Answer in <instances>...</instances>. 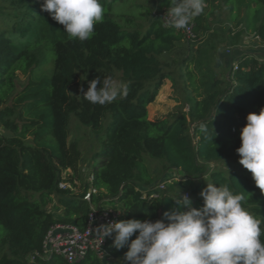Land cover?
<instances>
[{
    "label": "trees",
    "instance_id": "obj_1",
    "mask_svg": "<svg viewBox=\"0 0 264 264\" xmlns=\"http://www.w3.org/2000/svg\"><path fill=\"white\" fill-rule=\"evenodd\" d=\"M127 2L100 0L104 20L95 25L91 39L81 42L42 11L43 0H0V242L5 246L0 264H31L32 256L34 264H70L58 256H40L52 225L62 222L84 229L94 207L108 206L120 211L119 220L167 222L165 212L187 210L172 198L178 193L189 192L192 206H203L200 193L207 181L242 193L243 207L264 229V191L252 173L241 164L229 170L210 167L212 162L240 159L236 149L246 117L264 108V59L243 55L238 70L232 66L227 77L216 78L202 91L189 66L194 56L186 53L179 68L187 85L188 110L150 119L149 105L165 80L173 78L162 56L185 39L199 38L204 12L193 18L195 37L190 39L158 15L170 7L169 0H157L155 7L134 0L123 7ZM242 3L248 9L251 3L262 7L254 33L264 42V0H205L208 7L228 9L234 20ZM44 66L51 67L49 73L34 74ZM18 73L30 77L21 83ZM109 75L128 83L126 98L103 106L83 99L88 81ZM70 115L96 134H105L102 147L91 157L97 160L90 162L93 179L86 178L78 191L75 177L82 149L70 141ZM200 123L209 128L207 138ZM146 156L180 174L165 180L159 198L151 197L157 183ZM68 169L73 172L67 179L75 189L59 187ZM205 175L207 180L201 178ZM90 186L98 193L89 202L83 196ZM56 201L60 214L50 210ZM127 250L120 249L122 257ZM75 264L105 263L90 252Z\"/></svg>",
    "mask_w": 264,
    "mask_h": 264
},
{
    "label": "clouds",
    "instance_id": "obj_2",
    "mask_svg": "<svg viewBox=\"0 0 264 264\" xmlns=\"http://www.w3.org/2000/svg\"><path fill=\"white\" fill-rule=\"evenodd\" d=\"M168 24L185 29L205 8V0H169ZM42 11L64 26L70 38L81 42L91 39L95 25L104 20L100 0H43ZM100 85L97 87V85ZM83 91V89H82ZM129 85L111 75L88 81L83 99L93 105H106L128 96ZM247 123L236 149L239 163L248 169L255 184L264 191V108L248 113ZM205 138L209 128L200 123ZM203 206L193 207L187 195L172 197L176 205L155 221L128 219L100 225L98 233L112 239V247L125 246L122 264H264V229L262 221L244 207L245 196L234 193L227 184L215 186L208 182L201 190ZM138 233V234H136ZM134 234L135 239H130Z\"/></svg>",
    "mask_w": 264,
    "mask_h": 264
},
{
    "label": "rangeland",
    "instance_id": "obj_3",
    "mask_svg": "<svg viewBox=\"0 0 264 264\" xmlns=\"http://www.w3.org/2000/svg\"><path fill=\"white\" fill-rule=\"evenodd\" d=\"M133 1L134 0H128V2L122 6L127 7L129 6L128 3ZM138 1L151 7H155L157 2V0ZM205 6L206 8L203 11L204 16L202 19L204 32L199 34V38H197L195 42H188V40L185 39L178 44L173 52L162 56V60L168 62L165 70L173 73V78L165 80L155 101L149 105L150 119L165 117L181 109L188 110L185 96L187 85L184 77L181 75L182 71L179 68L181 59L186 53H192L194 56L189 66L197 75L198 82L201 84V90L204 91L216 78L227 77L235 62L234 53L240 55L242 52L243 55L247 54L255 57V54H260V52L262 53L264 50V42L260 41L254 33L255 26L257 23L259 24L263 16V9L259 4L251 3V9H248L244 3L240 4L239 17L237 18V20H239L238 23L237 20L233 19L235 14H232L228 9L219 6L208 7L207 4H205ZM258 8L259 11L257 12L256 10ZM167 10L168 9H164L160 14L162 18L168 15ZM143 23L145 25L146 22L144 21ZM258 58L264 59V54H260ZM243 65H246V61L243 62ZM50 69V66L37 68L34 74L40 76L49 73ZM18 74L21 83H25L30 77L28 74ZM69 127L70 141L77 142L82 149L80 172L79 176L76 175L75 177L78 191L86 178H89L90 162L93 165L97 161L95 158L91 160V157L93 152L102 147L105 134H96L88 127L80 124L74 115H70ZM28 140H31V138L28 137ZM145 159L156 178L157 185L162 181H169L172 178L178 179V177H180L178 171L168 169L163 161L152 159L147 156ZM239 165V158L210 163L211 168L221 167L225 170L232 169ZM72 172L71 169H68L67 172L64 173V181L66 183L70 182L67 178L71 177ZM201 178L205 180L208 179L207 175ZM50 210L55 214H60L61 206L57 205L56 201L51 205ZM4 250L5 246L0 242V256L3 254ZM60 259L61 258L58 257V260ZM102 259L105 264H122V254L120 250H116L112 247L111 239L107 244L105 257Z\"/></svg>",
    "mask_w": 264,
    "mask_h": 264
},
{
    "label": "built area",
    "instance_id": "obj_4",
    "mask_svg": "<svg viewBox=\"0 0 264 264\" xmlns=\"http://www.w3.org/2000/svg\"><path fill=\"white\" fill-rule=\"evenodd\" d=\"M158 15L161 17L160 14ZM161 19L168 24L170 17L166 15L164 18L161 17ZM193 26L194 19L190 21L185 29H181L190 39L195 37ZM238 68V62H235L233 69L238 70ZM92 179L93 176L90 175L89 181ZM59 187L62 189H75L71 185V182L66 183L64 180L60 182ZM165 189L166 182L159 183L151 192V197L159 198ZM97 193L98 189L94 186H90L83 198L90 202L92 195ZM184 195L190 197L189 192H185ZM119 217L120 211L111 206L104 209L94 207L88 215L87 224L84 229H80L69 223H56L50 227L44 238L42 254H40V256L43 258L58 256L65 259L70 264H75L83 260L90 252L102 259L105 257L109 237H105L103 240L97 228L102 224L118 221ZM35 260L36 257L32 256L30 258V263L34 264Z\"/></svg>",
    "mask_w": 264,
    "mask_h": 264
},
{
    "label": "crops",
    "instance_id": "obj_5",
    "mask_svg": "<svg viewBox=\"0 0 264 264\" xmlns=\"http://www.w3.org/2000/svg\"><path fill=\"white\" fill-rule=\"evenodd\" d=\"M254 54H255V53H254ZM260 54L263 55V54H264V50L262 51V53L260 52ZM260 54L257 53V54H255V56H256V57H257V56L260 57ZM242 55H243L242 52L240 53V55H238L237 53H234L233 56H234L235 62H238L239 59L242 57ZM235 62H234V64H235ZM234 64H233V65H234ZM111 241H112V239H111Z\"/></svg>",
    "mask_w": 264,
    "mask_h": 264
}]
</instances>
